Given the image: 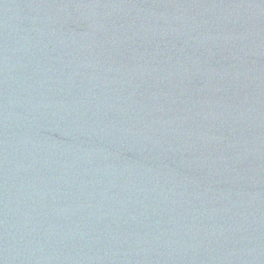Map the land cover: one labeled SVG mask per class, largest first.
<instances>
[{
	"label": "water",
	"instance_id": "95a60500",
	"mask_svg": "<svg viewBox=\"0 0 264 264\" xmlns=\"http://www.w3.org/2000/svg\"><path fill=\"white\" fill-rule=\"evenodd\" d=\"M0 264H264V0H0Z\"/></svg>",
	"mask_w": 264,
	"mask_h": 264
}]
</instances>
